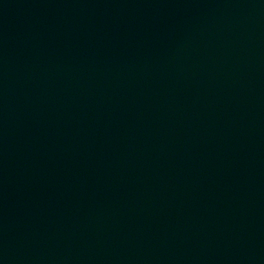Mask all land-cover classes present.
I'll return each mask as SVG.
<instances>
[{
	"label": "water",
	"instance_id": "95a60500",
	"mask_svg": "<svg viewBox=\"0 0 264 264\" xmlns=\"http://www.w3.org/2000/svg\"><path fill=\"white\" fill-rule=\"evenodd\" d=\"M0 264H264V0H0Z\"/></svg>",
	"mask_w": 264,
	"mask_h": 264
}]
</instances>
